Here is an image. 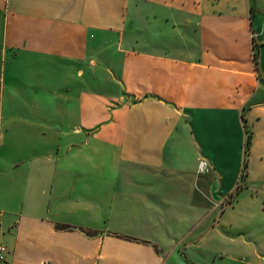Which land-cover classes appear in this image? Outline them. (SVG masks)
<instances>
[{
    "label": "crops",
    "instance_id": "1",
    "mask_svg": "<svg viewBox=\"0 0 264 264\" xmlns=\"http://www.w3.org/2000/svg\"><path fill=\"white\" fill-rule=\"evenodd\" d=\"M263 18L0 0V264H264Z\"/></svg>",
    "mask_w": 264,
    "mask_h": 264
},
{
    "label": "built area",
    "instance_id": "2",
    "mask_svg": "<svg viewBox=\"0 0 264 264\" xmlns=\"http://www.w3.org/2000/svg\"><path fill=\"white\" fill-rule=\"evenodd\" d=\"M263 26H264V18H263ZM251 38L253 40V54H254L255 53L254 51L257 48V41H256L257 35L253 33L251 35ZM204 168H205V164L203 162H200L198 165L199 172H202ZM6 253H7L6 247L0 243V263L4 262Z\"/></svg>",
    "mask_w": 264,
    "mask_h": 264
},
{
    "label": "trees",
    "instance_id": "3",
    "mask_svg": "<svg viewBox=\"0 0 264 264\" xmlns=\"http://www.w3.org/2000/svg\"><path fill=\"white\" fill-rule=\"evenodd\" d=\"M253 59L254 61H256V52L253 54ZM245 135H246V138H245V146H244V156L246 157L249 152L250 143H251V135H250V132L246 130V127H245Z\"/></svg>",
    "mask_w": 264,
    "mask_h": 264
},
{
    "label": "rangeland",
    "instance_id": "4",
    "mask_svg": "<svg viewBox=\"0 0 264 264\" xmlns=\"http://www.w3.org/2000/svg\"><path fill=\"white\" fill-rule=\"evenodd\" d=\"M245 159H246V157H245Z\"/></svg>",
    "mask_w": 264,
    "mask_h": 264
}]
</instances>
